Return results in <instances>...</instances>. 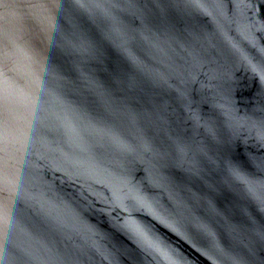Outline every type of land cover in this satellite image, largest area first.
I'll use <instances>...</instances> for the list:
<instances>
[{"label": "water", "instance_id": "95a60500", "mask_svg": "<svg viewBox=\"0 0 264 264\" xmlns=\"http://www.w3.org/2000/svg\"><path fill=\"white\" fill-rule=\"evenodd\" d=\"M0 264H264V0H0Z\"/></svg>", "mask_w": 264, "mask_h": 264}]
</instances>
